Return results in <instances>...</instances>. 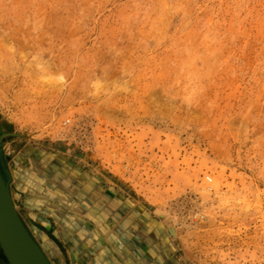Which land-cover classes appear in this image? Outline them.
Masks as SVG:
<instances>
[{
	"label": "rangeland",
	"instance_id": "1",
	"mask_svg": "<svg viewBox=\"0 0 264 264\" xmlns=\"http://www.w3.org/2000/svg\"><path fill=\"white\" fill-rule=\"evenodd\" d=\"M0 137L27 228L18 173L63 164L170 264H264V0H0Z\"/></svg>",
	"mask_w": 264,
	"mask_h": 264
},
{
	"label": "crops",
	"instance_id": "2",
	"mask_svg": "<svg viewBox=\"0 0 264 264\" xmlns=\"http://www.w3.org/2000/svg\"><path fill=\"white\" fill-rule=\"evenodd\" d=\"M58 167L48 178L24 168L15 182L28 230L54 264L174 263L162 226L144 209L114 202L89 174Z\"/></svg>",
	"mask_w": 264,
	"mask_h": 264
},
{
	"label": "water",
	"instance_id": "3",
	"mask_svg": "<svg viewBox=\"0 0 264 264\" xmlns=\"http://www.w3.org/2000/svg\"><path fill=\"white\" fill-rule=\"evenodd\" d=\"M0 137V250L7 264H49L19 220L10 195L11 177L1 153Z\"/></svg>",
	"mask_w": 264,
	"mask_h": 264
},
{
	"label": "bare ground",
	"instance_id": "4",
	"mask_svg": "<svg viewBox=\"0 0 264 264\" xmlns=\"http://www.w3.org/2000/svg\"><path fill=\"white\" fill-rule=\"evenodd\" d=\"M10 195H11V193H10ZM11 199H12V196H11ZM12 202H13V199H12ZM14 208H15V210H16L17 217H18L19 220L21 221V219H20V217H19V215H18V213H17V209H16L15 205H14ZM21 222H22V221H21ZM24 225H25V224H24ZM26 228H27V227H26ZM27 230H28V228H27ZM28 231H29V230H28ZM30 234H31V233H30ZM30 238L33 240V242H34V243L38 246V248L41 250L43 256H44L45 259L49 262V264H54V262L51 260V258L49 257V255L47 254V252L45 251V249L42 248V246H41L40 243L36 240V238H34L32 235H31ZM0 253L2 254L1 250H0ZM2 255H3V254H2ZM7 263H8V262H6L5 258L3 257L2 262H0V264H7Z\"/></svg>",
	"mask_w": 264,
	"mask_h": 264
}]
</instances>
